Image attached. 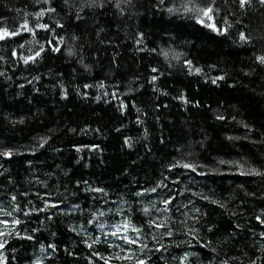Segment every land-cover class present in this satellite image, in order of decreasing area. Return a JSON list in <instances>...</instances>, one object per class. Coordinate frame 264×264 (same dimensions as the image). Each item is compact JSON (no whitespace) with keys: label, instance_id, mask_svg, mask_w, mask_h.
Here are the masks:
<instances>
[{"label":"trees","instance_id":"obj_1","mask_svg":"<svg viewBox=\"0 0 264 264\" xmlns=\"http://www.w3.org/2000/svg\"><path fill=\"white\" fill-rule=\"evenodd\" d=\"M3 28L0 264H264L261 0H0Z\"/></svg>","mask_w":264,"mask_h":264},{"label":"snow or ice","instance_id":"obj_2","mask_svg":"<svg viewBox=\"0 0 264 264\" xmlns=\"http://www.w3.org/2000/svg\"><path fill=\"white\" fill-rule=\"evenodd\" d=\"M126 2H127V0H126ZM92 3L93 4L100 3L101 6H102L103 0H92ZM240 3H241V6H243L245 4V0H240ZM261 3H264V0H261ZM189 10H191V11L200 10V15H197L196 19L199 20L201 24H204L206 21L203 19V17H208L209 19L213 18L212 17V13L214 11V4H209L207 7H203V6L199 5V4H195V5L190 4V5H188L186 7L185 11H189ZM43 11H44V9H41V11L37 12L36 15L37 16L41 15L43 13ZM24 24L27 25L28 21L25 20ZM209 26L212 27L213 29H215L216 31H221V30L226 31L227 30V29L218 28L215 23H212ZM36 27H38V28H48L49 25H47V24H37ZM23 30H24L23 28L20 29V31H23ZM16 34H17V32L10 31L7 28L0 29V38L7 37V36H14ZM240 36H241V39H243V40L249 39V37H247L244 32H241ZM36 55H39V53H36ZM32 58L33 57H27L26 59L30 60ZM257 59L259 61H261L262 63H264V55L257 56ZM188 63H190V62H188ZM152 79L155 80L156 77H152ZM93 147H96V146H93ZM4 154L5 155H11V151L10 150L5 151ZM170 167H171V165H170ZM189 167H192V165H189ZM252 171H258V170L257 169H252ZM165 203H167V201H165ZM258 219H259V217H258ZM262 222H264V221H262ZM261 235H264V233H261ZM0 247H2V245H0ZM53 247H55V245H53ZM97 255H100V254L97 253ZM37 264H39V262H37ZM138 264H144V261L141 260V261L138 262Z\"/></svg>","mask_w":264,"mask_h":264}]
</instances>
